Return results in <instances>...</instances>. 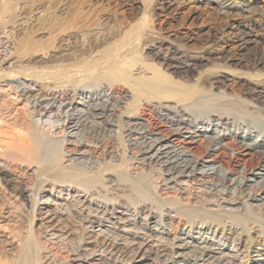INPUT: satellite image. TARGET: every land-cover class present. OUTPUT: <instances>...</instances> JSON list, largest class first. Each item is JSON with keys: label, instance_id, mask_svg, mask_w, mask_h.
Here are the masks:
<instances>
[{"label": "bare ground", "instance_id": "bare-ground-1", "mask_svg": "<svg viewBox=\"0 0 264 264\" xmlns=\"http://www.w3.org/2000/svg\"><path fill=\"white\" fill-rule=\"evenodd\" d=\"M209 1L211 2V0ZM216 1L219 3L217 5V12L219 10V14L224 15L229 10L235 8L232 4L233 0ZM246 1L243 2L247 3V7H245L247 9L243 11L246 13V19L254 21L255 19L252 15H257L256 21L264 24V10L260 9L261 7L249 6V2L252 3L253 0ZM164 4L166 7L161 11L168 15L175 11L177 12L179 9L176 0H167ZM14 9L16 8L14 7ZM18 18L19 16L16 18V21L12 22L11 27L14 25L13 27L17 29L25 26V22ZM7 22L8 20L4 24H7ZM19 30L17 29V31ZM14 31L12 28L9 30L5 25L0 27V94L4 92L3 87L11 89V91L14 90L15 97L13 98L15 99L13 101L9 99L10 105L15 102L19 105L22 103V106L33 109V114L37 117L38 120L36 121L38 123L40 122L45 127L51 126L54 128L56 134L62 133L63 137L69 135L65 133L66 129L79 132V128H81L80 131H83L86 135V140L75 138L78 147L98 148L102 146V138L104 136L111 137L114 140L120 137L127 148H134L138 154L137 157L134 155L129 156L128 162L131 161L132 163L135 161L134 163L148 166V169H146L147 173L158 168L160 175L164 177L161 180L162 184L160 186H157L160 182H156L153 185L158 193L157 196H154L156 202L161 200L158 197L165 194L164 192L170 191L172 195L174 194L176 196V202H170L168 205L159 203L160 206L156 209L159 212H157L158 214L155 213L153 207L145 208L144 205H150V202L143 197L140 200L138 199L139 201L137 200V202L133 200V205H130L131 208L128 209L126 205L129 204L126 201L122 202V199H127L128 196L124 193H128V190L125 189L122 194H115L119 189L118 187H120L116 176L110 175L109 173L105 174V172L100 173L102 175L101 177L104 178L103 180L107 182L104 191L102 189L100 191L99 189L98 192H103V194L99 193L100 195L97 191L95 192V188L93 189L83 183V181L88 179L85 178L87 177V170L93 171L96 169L94 163H90L85 159L86 153L70 156L67 160L64 159V164L61 167L53 166L43 170L40 168L41 165L39 162H36V170L39 171V177L42 179H51L50 183L47 182V184H51L50 192L54 191L56 193L58 190V192L62 193L66 188H73V190L80 193V196L73 197L74 200L70 196V200L72 199V201L66 198L64 204L61 205L59 203L60 205H57L59 209L61 207L60 210L62 212L68 211L67 213H70V217L68 218H70V224L73 226L72 229L77 235L76 242L75 244L73 243L75 246L73 248L70 247L71 249L69 250V254L73 256L70 260L73 264H144V262L150 259L149 257L152 251L156 252V254L154 253L157 257L155 264H234L232 261L239 259L237 257L239 252H241V255L245 254L241 258H247L250 252L255 253V257L258 259L257 261H261L260 264H264V223H262L264 221V203H262V200L264 199L260 197L264 194V174L263 176H259V181H257L258 174L253 175L251 177L252 180L245 178L232 180L234 189L226 191L223 184L228 180V170H219V167L214 166H207V168L202 165L201 167L206 168L197 172V166L200 160L194 158V154L196 153L197 155L199 154L198 156H201L203 152L196 150L194 153L182 145L191 144L195 138L202 137L207 143V150L212 144L214 145L218 137H224L226 135V130L228 131V127L231 125L230 127H234V131H231L239 137L241 133L245 132V137H250L253 133L256 134L255 140L242 145L244 150L249 153L259 155L264 163V151L257 152V148L254 147L257 142H260V144L264 143V124H257L252 118V120H249V111L246 113L236 112L237 105L230 103L229 105L226 102L220 101V96L209 94L208 89L205 90L201 87L204 81L201 75L196 80H192L195 84H199L198 89L191 90L192 86L188 87L187 85L186 87L184 85L190 78L185 76L187 75L185 70L186 68L191 70L192 66H195L194 62L198 61V57H191L183 52L179 56V50L176 48L173 51L171 50V52L164 51L161 49L165 43L163 40L154 42V44H159L156 48L157 56L160 57L159 55H161L162 62L166 65L167 69L173 70L174 72L180 71L178 72L180 80L177 78L172 79L163 70L151 64L142 63L143 65L141 66V63H138L140 66L133 73L130 70L126 71L124 69L125 62L119 63L121 60L118 61L120 57H114L112 61L105 63L103 66H100V63L96 62L98 61L96 60L92 63L84 62L78 66H68L69 68H61L60 66V68L58 67L55 70H46L44 72L34 70V68L24 69L23 67L24 70H11L12 73L11 71L8 73L4 70V65L9 63L8 68L16 69L17 67L19 69L20 67L18 68L17 66L18 60H20L19 53L21 55L23 50L18 44L11 42L10 38L13 37H10V35L13 36ZM250 38H252V35H249L247 39L243 38L241 40H235L234 42L229 39L231 43L226 38H219L215 40V43L218 44L219 41H222L223 45L230 48L229 50L233 49V46L236 44L238 45L236 47L238 51H228L229 54L224 57L225 61L232 62L234 55L231 56V54L235 53L236 57L242 49L252 42ZM148 47L150 49L154 45ZM46 55L41 56L44 62L48 61L45 58ZM119 55L123 56L121 54ZM175 55L179 57H175ZM28 58L30 59V57ZM38 62L43 64L42 61L38 60ZM206 81L208 82V78ZM24 82H31L37 84V86L43 82L44 86L42 89L35 90L33 88L32 90V88L24 87ZM240 83L244 86L248 85L246 80L238 75L231 74L230 70L224 67L213 71L211 74L209 83L210 91L212 89L220 90L228 84ZM119 84L124 85V87L121 86L123 88L126 87V91L118 90L116 86ZM195 84H193V88ZM253 87L255 96H253L252 101L255 105H250V107L264 111V82H256L253 84ZM71 92H73L72 97L75 100L71 101V97L70 102L63 104V102L68 101ZM4 102L0 99L1 146L10 142V138H6L8 131L4 128H11L12 125L15 127L17 123H22L20 122L22 120L17 121V111L13 114L10 112L12 105L10 106L7 102V106ZM52 109H55L56 112L51 113ZM140 111L141 115L147 113L150 117V121H147L146 124L140 120ZM69 125L70 127H68ZM240 125H245L247 130L241 131L237 127ZM163 127L166 129H163ZM157 129H161V134H155L154 131ZM204 133L209 135H203ZM76 135L74 134V137ZM168 136L175 137L176 139H173L172 142L168 139ZM29 137L31 136L27 133L26 138L28 139ZM12 139L13 142L11 143L16 144L14 137ZM63 141L64 138H61L57 145H63ZM11 143L10 145H12ZM20 143L21 145H26L23 141H19ZM1 150L2 148H0V152ZM39 150H41L40 147ZM35 152L37 151H32L34 157L41 154L39 151V154L37 153L35 155ZM30 155L28 154V156ZM111 161L113 163H119L117 165L118 168L116 165H113L110 167L111 170L116 169L118 171L125 166L123 159H119L116 162L113 157ZM261 169H264V167ZM142 170L145 169L142 168ZM0 172H4V170H0ZM121 175L120 177H122ZM198 175L199 178L215 179L214 183L210 181L204 182L201 185L203 194L206 193V195L200 196L201 194L197 195V193L193 195L187 189L188 182H193L194 178L198 177ZM129 178L131 179L132 176L130 175ZM244 180L253 182L254 186L261 190V194L257 196L249 192L243 195L240 190L246 186V181ZM141 181L139 179L133 182L135 191L139 188H146L145 183ZM16 184L18 185L19 183ZM248 186L252 187L251 185ZM14 190L22 193L27 188L24 189L18 185ZM121 190L123 191V189ZM235 190H238V193ZM110 194H113V197L108 198L107 195ZM225 195H230V199L227 200L224 197ZM32 196L33 198L35 197L34 194H31ZM244 198H246L245 201H258L260 204L249 205L247 204L248 202L243 201ZM48 201H45V203H48ZM187 203L191 207L185 206ZM112 205L119 206L118 209L123 208L124 210V208H127L128 210L126 209L123 212L117 211ZM211 206L215 207L216 210H212ZM163 210L166 213H163ZM250 211L256 213L260 219L252 220L249 214ZM141 213L144 215L142 218L138 217ZM50 214L51 212L47 211L45 215L51 219L53 214ZM156 215L159 218L157 221H155ZM163 217H166L167 224H163ZM75 219L78 220L77 224ZM105 223L109 225H105ZM95 226H100L105 229L99 230V233L96 232L98 233L96 234L92 232ZM48 228L45 229V233H47L45 238L58 239L59 236H56V233H51L52 228L51 230ZM170 228H174L175 232L177 231L181 236H185L191 240L196 239L195 236H201L204 238L202 244H207L212 241L207 236L208 234L212 237L218 232L224 235L226 231H231L232 235H234L232 238V248L235 249L232 251H235L236 254L232 256L230 253H222V248L225 249L226 244L221 237L219 241L222 242L216 241L218 249L204 247L205 245L202 247L191 246L182 237L181 239L175 238V242L178 241L179 244L170 243L160 236L164 233L168 234ZM9 238L0 236L1 242L7 248V252L14 248L16 249V247L20 248L18 250L23 248L21 245L19 247L18 242L15 243L13 241L14 239ZM206 239L210 240L205 242ZM135 245L137 246L136 248H134ZM29 248L24 247L22 251L27 253L18 259V262L16 261L17 263L10 262V264H30L29 261L31 262L32 258ZM184 250L190 251L185 253ZM3 260L0 262L2 263ZM239 264H242V260L239 261Z\"/></svg>", "mask_w": 264, "mask_h": 264}, {"label": "rangeland", "instance_id": "rangeland-1", "mask_svg": "<svg viewBox=\"0 0 264 264\" xmlns=\"http://www.w3.org/2000/svg\"><path fill=\"white\" fill-rule=\"evenodd\" d=\"M166 1L167 0H0V14L2 15H0V17H2L0 19V27L5 25L9 30L12 28L14 31L15 29L13 36L10 35V37H13L10 38L11 42L23 48L22 54L20 55L19 53L20 60H18L17 64L18 68H20H8L9 63L4 65L3 68L8 73H10L11 70L20 71L26 68H34V70L44 72L46 70H55L58 67L60 68V66L61 68H66L73 65L78 66L84 62L92 63L96 60H98L96 62L100 63V66H103L105 63L112 61L114 57H120L118 61L121 60L119 63L125 62L124 69L126 71L130 70L133 73V71L140 66L138 63H141V66L143 64H151L163 70L166 75L171 76L172 79H179L180 75L178 72L180 71L174 72L173 70L167 69L166 65L162 62L161 55H159L160 57L157 56L156 48L159 44H154V42L163 40L165 43L161 47L162 50L171 52V50L173 51L176 48L179 50V56L183 52L191 57L199 58L198 61L194 62L195 66H192L191 70L187 68L185 70V73H187L185 76L190 77L188 81L184 83L186 87L188 85V87L192 86L191 90L198 89L199 84H195L192 80H196L201 75L204 81L202 82L203 84L201 83L202 86L201 84L200 86L205 90L208 89L209 94H216L220 96V101L237 105L236 112L246 113L249 111V120L254 119L253 121L257 124H264V111H262V109L250 107V105H255L252 101L253 96H255L253 84L256 82H264V24H260L256 21L257 15H252L255 19L254 21L246 19V13L243 11L247 9L245 8L247 7V3L243 2L247 1L233 0L232 4L235 8L229 10V12L224 15L219 14V10L217 12V5L219 3L216 0H211V2L209 0H176L179 9L177 12L175 11L168 15L161 11L166 7L164 4ZM249 4L251 7L257 6L264 10V0H253V2H249ZM14 7L16 9H14ZM10 11L12 12L10 13ZM16 16H19L18 19H22V21L25 22L23 28H17L18 30L21 29L19 30L20 32L13 27L14 25L11 27L12 22L16 21ZM5 19L8 20L7 24H4L7 21ZM222 35L225 36L223 37ZM249 35H252V38H250L252 42L242 49L236 57L235 53L231 54V56L234 55L232 62L225 61L224 57L228 55L229 52L238 51L236 50L238 45L234 44L235 46H233V49L229 50L230 48L223 45L222 41L216 44L215 40L226 38V40L231 43L230 40L234 42L235 40H241L243 38L247 39ZM151 45H154V47H150L149 49L148 46ZM44 53L47 54L45 58L48 61L46 62L41 59V56L45 55ZM179 56L175 55V57ZM28 57H30V59ZM38 60L42 61L43 64L39 63ZM35 61L37 62L34 63ZM224 67L228 68L231 74L242 77L248 82V85L244 86L241 85V83L228 84L220 90L212 89V91H210L209 83L211 74L213 71H217ZM204 77L206 79L208 78L209 83ZM192 83L195 84L194 88ZM121 85L119 84L116 88L120 91H126V87L123 88L124 85H122L123 87ZM43 86V82L39 84V86L31 82H24V87L32 88V90L33 88L35 90L42 89ZM3 89L4 92L3 94L1 93L2 95L0 94V99L5 101L4 103L8 106V104L10 105L9 99L10 101L15 99L13 98L15 97V92L14 90L11 91V89H7V87H3ZM72 96L73 92L70 93L68 101L63 102V104L70 102ZM73 100L75 99L72 97L71 101ZM77 101L79 100L77 99ZM11 105L13 109L10 108V112L13 114L17 111V121L22 120L20 121L22 123H17L15 127L12 125L11 128H4L8 131L7 136L10 134L8 137L6 136V138H10V142L4 146L0 145V148H2L0 152V170H4V172H0V236L10 237L9 239L12 240L14 239L13 241L15 243L18 242L17 244L19 247L20 245L23 248L30 247L29 252L32 258V263L29 261L30 264H73L70 261L73 256L69 254V250L75 246L77 235L72 229L73 226L70 224V218H68L70 217V213H67L68 211L62 212L60 210L61 207L59 209L58 206L64 204L66 198L72 201V199L74 200V196H80V193L73 190V188H66L62 193L58 192V190L56 193L54 191L50 192L51 184H47V182L50 183L51 179H42L39 177L40 174L39 171L36 170V162H39L41 165L40 168L43 170L53 166L61 167L64 164V159L67 160L70 156L86 153L85 159L90 163H94L96 169L93 171L87 170V177L85 178L88 179L83 181V183L86 186L89 185V187L93 189L95 188V192L97 191L98 194H103V192L101 193L98 191L99 189L100 191L101 189L104 191V188H106L105 186H107V182L103 180L104 178L100 175V173L105 172V174L109 173L110 175L116 176L119 181L121 188L118 187L119 189L115 194H122L125 189L128 190V193H124L128 196L127 199H122V202L126 201V203L129 204L126 205L128 209L133 205V200L137 202L138 199L140 200V198L143 197L150 202V205H144L145 208L147 207L148 209V207H153L155 213L158 214L159 212L156 209L160 206L159 203L168 205L170 202L173 203L177 201L176 196L174 194L172 195L169 191L164 192L165 194L162 193L163 195L158 197L162 201L159 199L160 201L156 202L154 196H157L158 193L153 185H155L156 182H160L157 184V186H160L162 184L161 180L164 177L160 175L158 168L147 173L146 169H148V166L134 163L135 161L132 163L131 161L128 162L129 156L134 155L137 157L138 154L134 148H127L120 137V139L114 140L111 137L104 136L105 138H102V146H99L100 148L78 147L75 138L86 140V135L83 131H80L81 128H79V132L66 129L65 133L69 135L63 137L62 133L56 134L54 128L51 126L45 127L44 125L42 126L40 122L38 123V121H36L38 120L37 117L33 114V109L22 106V103L19 105L15 102ZM51 111V113H54L55 109ZM139 117L144 124L150 121V117L147 113L141 115L140 111ZM230 126L231 125L228 127V131L226 130V135L224 137H218L214 145L212 144L207 150V143L202 137L195 138L191 144H182L194 153L196 150L203 152L201 156H198L199 154L197 155L196 153L194 154V158L200 160L197 166V172L201 169H205L207 166L219 167V170L224 171H226V169L228 170V180L223 184L226 191L234 189L232 180L234 181L239 178L252 180L251 177L258 174L257 181H259V176H263L264 174V169H261L264 167V163L260 156L244 150L242 145L255 140L256 134L253 133L250 137H245V132L241 133L239 137L233 134L232 131H234V127ZM68 127H70V125ZM237 127L241 131L247 130L245 125ZM163 129L166 128L163 127ZM249 129L251 130V128ZM160 131L161 129H157L154 132L155 134H161ZM27 133L30 134L32 138L29 137L27 139ZM74 134H77L76 137H74ZM113 134L115 135V133ZM203 135L209 134L204 133ZM23 136H25L24 139ZM13 137L16 144L11 143L13 142ZM61 138H64V143L58 146V141H60ZM168 139L173 142V139L175 140L176 138L168 136ZM19 141H23L26 145L19 144ZM10 143L12 145H10ZM261 144L260 142L255 143L254 147L257 148V152L264 151V143ZM39 147L42 151L39 150ZM34 150L37 151L35 155L39 151L41 154L38 153L39 155L34 157V152L32 153ZM28 154L31 155L28 156ZM111 157H114L116 162L119 159H123L125 161V166L118 171L116 169L111 170L110 167L113 165L117 167L119 164L113 163ZM202 165L206 167H201ZM259 166L262 167L260 168ZM141 167L145 170H142ZM120 175L123 178L120 177ZM130 175L132 176L131 179L129 178ZM135 179H141V182L145 183L146 188H139L135 191L133 186V182L136 181ZM210 181L214 183L215 179L199 178L198 175V177L194 178L193 182H188L189 188L187 187V189L189 193L191 191L193 195H196V193L197 195L201 194L200 196L206 195V193L203 194L201 185L204 182ZM16 183H19L18 185L24 189L27 188V190L22 193L17 192L14 190L15 187L18 186ZM245 184L246 186L240 190L243 195L249 192L257 196L261 194V190L255 187L253 182L246 181ZM121 189H123V191ZM235 191L238 193V190ZM31 194H34L35 197H31ZM70 196H72L71 200ZM107 197H113V194L107 195ZM224 197L227 200L230 199V195H225ZM260 197L264 199V194ZM47 200H49L48 203H45ZM245 200L246 198L243 199V201ZM245 202H248L247 204L249 205L260 204L258 201ZM262 203H264V200H262ZM188 205L189 203L185 206L191 207ZM112 206L117 209V211L123 212L127 209L124 208L123 210V208L118 209L119 206ZM211 209L216 210L213 206H211ZM47 211L51 212L50 215L53 214L51 219L50 217H46L45 214ZM65 213L67 214L63 215ZM163 213H166L165 210H163ZM249 214L252 220L260 219L256 213L250 211ZM142 215L141 213L138 217H144V215ZM171 216H173V214H171ZM157 217L158 215H156L155 221L159 219ZM165 218L166 217L162 218L163 224H167ZM75 222L77 224L78 220L75 219ZM262 223H264V221H262ZM105 225L109 224L105 223ZM47 227H49L48 229L50 230L52 228L51 233H56V236H59V238H45L47 235L45 229ZM103 229L105 228L95 226L92 232L99 233V230ZM219 233L220 232L216 233L212 237L208 234L207 236L211 238L212 241L207 244H202L204 238L201 236H195L196 239L191 240L185 236H181L177 231L175 232L174 228H170L168 234L164 233L160 236L170 243L179 244L178 241L175 242V238L181 239L182 237L185 239V242L189 243L188 245L199 247L205 245L204 247L212 249H218L216 243L221 237L226 244V248H222L224 250H222V253H230V255L235 256V251H232L235 250L232 248V238L234 235H232L231 231H226L224 235ZM208 240L206 239L205 242ZM136 247L135 245L134 248ZM23 248L18 250L20 248L16 247V249L14 248L15 250L13 249L7 252V248L1 242L0 261L4 259V263L0 262V264L18 262V259L22 258L24 254L27 253L22 251ZM184 251L186 253L190 250ZM154 253L156 254L155 251H152L149 257L150 259L144 262V264L156 263L157 257ZM244 255L245 254L241 255V252H239L237 255L239 259L233 260L232 262L234 264H239L240 260H242V264H260L261 262L257 261L258 259L255 257V253L250 252L247 258H241L244 257ZM11 260L14 261L12 262Z\"/></svg>", "mask_w": 264, "mask_h": 264}]
</instances>
